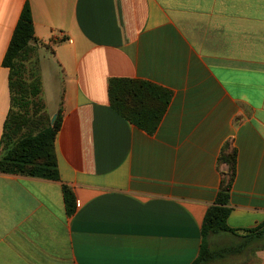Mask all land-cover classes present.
<instances>
[{
	"label": "crops",
	"instance_id": "crops-1",
	"mask_svg": "<svg viewBox=\"0 0 264 264\" xmlns=\"http://www.w3.org/2000/svg\"><path fill=\"white\" fill-rule=\"evenodd\" d=\"M26 4L47 108H62L60 179L0 172V264H191L232 149L227 223H264V0H0V144ZM114 78L172 92L154 133L112 108ZM211 264H264V248Z\"/></svg>",
	"mask_w": 264,
	"mask_h": 264
},
{
	"label": "trees",
	"instance_id": "trees-1",
	"mask_svg": "<svg viewBox=\"0 0 264 264\" xmlns=\"http://www.w3.org/2000/svg\"><path fill=\"white\" fill-rule=\"evenodd\" d=\"M38 43L43 42L35 36L31 8L26 4L3 60V65L10 70L12 104L0 144V172L59 180L55 141L62 124V108L54 121L46 117L37 119L29 113L31 99H39L43 93L39 65L36 79L27 80L24 74L27 54ZM109 96L112 108L118 114L154 133L171 102L172 92L147 81L114 78L110 81ZM236 161V149L221 154V162L228 165V177L223 180L214 204L207 210L201 229L200 252L191 264H211L231 255L264 248V223L243 230L232 229L227 223ZM63 192L67 213L72 215L76 210L75 194L68 186L63 187ZM240 231L243 234H239ZM221 235L239 237L240 242L236 246L213 248L211 238Z\"/></svg>",
	"mask_w": 264,
	"mask_h": 264
},
{
	"label": "rangeland",
	"instance_id": "rangeland-1",
	"mask_svg": "<svg viewBox=\"0 0 264 264\" xmlns=\"http://www.w3.org/2000/svg\"><path fill=\"white\" fill-rule=\"evenodd\" d=\"M47 47L48 44L46 43H38L37 45H34V49L27 54L26 63H25L27 67L24 73L25 78L27 80L32 81L37 77H39L37 66L39 65L40 67V50L47 49ZM29 111H30L29 113L31 115H34V117L37 119H39L40 117H46L45 119L52 120L53 118L52 113L47 108L44 93H42L39 99L38 97L35 99H31V105ZM211 240H212L211 246L213 248H218V249L226 246H236L240 242V239L235 237L223 239L219 236H214L211 238ZM230 257L235 258V255H231L226 258L229 259ZM240 261L243 262L242 259H240Z\"/></svg>",
	"mask_w": 264,
	"mask_h": 264
},
{
	"label": "water",
	"instance_id": "water-1",
	"mask_svg": "<svg viewBox=\"0 0 264 264\" xmlns=\"http://www.w3.org/2000/svg\"><path fill=\"white\" fill-rule=\"evenodd\" d=\"M56 119V115L52 118V121H54Z\"/></svg>",
	"mask_w": 264,
	"mask_h": 264
}]
</instances>
